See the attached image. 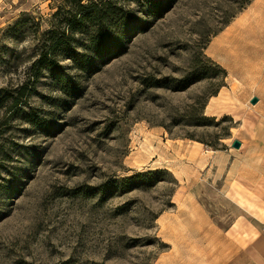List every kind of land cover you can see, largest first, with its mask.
<instances>
[{"label": "rangeland", "instance_id": "374dc122", "mask_svg": "<svg viewBox=\"0 0 264 264\" xmlns=\"http://www.w3.org/2000/svg\"><path fill=\"white\" fill-rule=\"evenodd\" d=\"M105 1L0 0V264H226L264 227V0L69 30Z\"/></svg>", "mask_w": 264, "mask_h": 264}, {"label": "trees", "instance_id": "16d2710c", "mask_svg": "<svg viewBox=\"0 0 264 264\" xmlns=\"http://www.w3.org/2000/svg\"><path fill=\"white\" fill-rule=\"evenodd\" d=\"M110 4H111L110 0H107L103 3H101L100 5H98V4L90 5L89 7H86L85 11H83V9L80 8L78 18L76 16H74V18L71 21H69V23H68L69 30L72 31V30L80 28V26H82V23L85 20H87V19L93 20L97 14H101L102 17H105L107 9H104V8H105V6H107V7L110 6ZM79 7H82V6H79ZM68 40H69V37L66 36L65 34H61L59 37L55 38L53 45H52V48H51V53L55 52L58 47L65 45ZM92 40L94 41V38H92ZM43 56H44V59H42V60L46 61V60L50 59V57H47V54H44ZM18 100H19V98H17L15 100V102L13 103L15 106L18 104L17 103Z\"/></svg>", "mask_w": 264, "mask_h": 264}, {"label": "crops", "instance_id": "0c3cea01", "mask_svg": "<svg viewBox=\"0 0 264 264\" xmlns=\"http://www.w3.org/2000/svg\"><path fill=\"white\" fill-rule=\"evenodd\" d=\"M226 264H264V227L251 237L239 254Z\"/></svg>", "mask_w": 264, "mask_h": 264}, {"label": "bare ground", "instance_id": "6f19581e", "mask_svg": "<svg viewBox=\"0 0 264 264\" xmlns=\"http://www.w3.org/2000/svg\"><path fill=\"white\" fill-rule=\"evenodd\" d=\"M255 9L256 8H251L250 9V12H248V13H245L240 19H239V21L237 22V27L235 26V29L234 30H237L239 27H240V25H244L252 16H253V13L255 14ZM252 15H251V14ZM213 50V49H212ZM229 58H230V61H231V63H233L235 66H237L239 63H240V57H239V54L237 53V51H236V49H235V47L233 48V50L232 51H230L229 52ZM238 69V68H237ZM236 69V70H237ZM238 71V70H237ZM249 73H251L249 76L251 77L250 79H251V81H253V82H255L256 81V79H257V77H256V74L255 73H253V72H249Z\"/></svg>", "mask_w": 264, "mask_h": 264}, {"label": "water", "instance_id": "95a60500", "mask_svg": "<svg viewBox=\"0 0 264 264\" xmlns=\"http://www.w3.org/2000/svg\"><path fill=\"white\" fill-rule=\"evenodd\" d=\"M257 101H258L257 97H253L251 99V103H253V104L256 103ZM232 146L235 148H239L241 146V142L239 140H235V141H233Z\"/></svg>", "mask_w": 264, "mask_h": 264}]
</instances>
